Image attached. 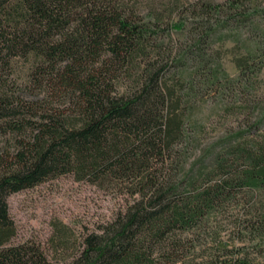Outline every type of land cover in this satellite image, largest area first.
Instances as JSON below:
<instances>
[{"label": "trees", "instance_id": "1", "mask_svg": "<svg viewBox=\"0 0 264 264\" xmlns=\"http://www.w3.org/2000/svg\"><path fill=\"white\" fill-rule=\"evenodd\" d=\"M147 15L122 0H0V135L13 146L0 148V264H245L240 252L216 256L195 239L211 213L242 205L239 192L264 190V137L224 147L210 168L201 158L184 169L189 142L174 158L181 118L162 75L169 62L156 66L153 55L164 37ZM202 43L185 51L199 53L201 68ZM66 173L123 183L124 206L79 239L59 224L44 244L13 242L7 196ZM241 207L250 217L236 232L254 240L264 206Z\"/></svg>", "mask_w": 264, "mask_h": 264}, {"label": "rangeland", "instance_id": "2", "mask_svg": "<svg viewBox=\"0 0 264 264\" xmlns=\"http://www.w3.org/2000/svg\"><path fill=\"white\" fill-rule=\"evenodd\" d=\"M122 1L135 16L146 20L152 12L159 19L164 39L153 55L156 66L162 60L169 62L162 75L174 92L173 106L181 118L174 158L181 159L183 139H188L182 157L185 170L201 158L210 168L213 156L224 147L249 146L264 137V0H237L233 6L232 0ZM177 20L182 28L172 26ZM199 38H203L202 68L197 51L185 55ZM20 66L21 62L17 75L23 73ZM210 72L218 79L209 83ZM0 148L13 150L1 135ZM124 192L123 183H90L66 173L11 193L6 201L17 229L13 242L32 239L44 244L53 225L59 224L68 227L72 240L79 239L114 217L126 202ZM237 198L245 210L264 206V190L242 191ZM235 204L211 213L208 233L195 241L206 253L220 256L225 249H234L245 264H264V231L254 240L250 233L236 232V220L250 215H242V205ZM232 255L227 252L225 257Z\"/></svg>", "mask_w": 264, "mask_h": 264}]
</instances>
